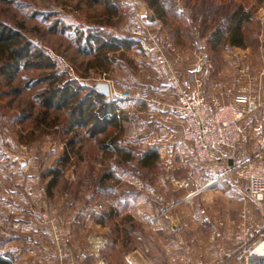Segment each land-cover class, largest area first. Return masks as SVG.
Returning a JSON list of instances; mask_svg holds the SVG:
<instances>
[{"label": "rangeland", "instance_id": "1", "mask_svg": "<svg viewBox=\"0 0 264 264\" xmlns=\"http://www.w3.org/2000/svg\"><path fill=\"white\" fill-rule=\"evenodd\" d=\"M120 1L119 13L112 17L107 14V9L102 4H89L87 0H0V22L22 30L35 44L47 49L58 61L61 70L67 71L73 79H78L86 85L92 82L110 84L112 81L115 82L118 90L131 92L127 88L130 80L128 71L133 72L132 75H137V79L141 80H143L142 75L146 78L149 75L144 59L134 58V49L127 51L123 57L118 52L116 56L120 60L116 61L108 72L90 68L89 62L93 59V55H88L84 51L87 49L85 41L78 40L81 30L85 31L86 35L91 30L100 29L121 37H135L145 47H153L157 53H162L166 62L170 63L167 68L171 73L189 62H197L200 56L198 51L206 43L203 38L206 17L203 15L205 6L202 1L204 0H161L162 4L165 3L163 5L166 10V22L158 18L159 22L155 25H149L141 19L135 0ZM144 1L149 5L147 0ZM212 1L216 14L219 7L228 3V0ZM212 1L206 0V3ZM234 1L245 4V7L255 14L254 22L248 24L250 37L247 46L252 49L263 46L264 42L262 43L260 37L264 34V0ZM211 22L206 21V23ZM261 60L259 57V61ZM136 66L138 71L135 69ZM255 72L262 74L261 70H255ZM38 75L39 72L25 69L10 82L0 73V250L2 249L4 253L9 251V246L5 244L9 243L10 236L22 237L17 225L12 221L9 223V211H11L9 202L11 201L15 204L21 203L22 209L24 207L31 209V214L38 219L42 209L56 208V215L58 218L59 215L61 216L62 225L66 224L70 229L72 223L73 228L71 227V243L56 249L58 254L56 253L55 261L53 257H49V260L38 263L31 260L28 251H24L22 261L14 264H65L61 257L69 258L71 254L76 257L82 252H88L89 258L78 264H98V261L102 259L106 264H124L121 258L125 251L133 246L131 244L126 246L124 243L117 245L113 242V239L118 238L120 231L111 224L105 228L106 230L92 228L86 213L91 207L100 208L99 204L107 199L114 201L116 195L121 196L128 190L139 191L138 187H145L147 190L143 197L147 206L174 205V208L178 207V209L189 208L191 217L187 215V219L191 220L190 222L193 216L196 218L197 212L201 214L202 209L198 202L201 193L190 197L189 194L197 188V182L191 177V173H199L202 169L197 165L195 155H191V148L188 146L190 144L184 140H182V150L168 149L160 152V162L154 169H143L138 161L128 164L127 167L131 172L124 174L120 183H116L115 193L104 196L95 192L92 182L96 181L100 170L113 165L114 160L104 157V154L95 147L94 142L85 138L82 145L81 143L77 145L80 147V152L73 156L71 165L66 166L62 179L54 187L53 194L49 195L47 187L51 177L45 174L57 165L59 157L66 149L68 138L75 134H78V138L85 137L86 133L84 129H79L66 134L64 128H49L43 125L45 123L41 119L44 117L42 114L44 110L40 106L38 97L48 84L39 83ZM126 112L132 120L126 122L124 141L129 147L135 149L138 156L151 147L147 145L145 147L138 142L147 130L144 128L139 132L142 120L133 108L126 109ZM58 113L53 110L49 120ZM60 115H62L61 112ZM179 137L181 140L182 134ZM135 140L138 144H135ZM20 153L31 156L29 165L23 168L15 162L16 156ZM169 163H173L172 167ZM206 182L200 189L207 184ZM152 188L156 189L154 193ZM200 192L209 193L210 196H207V199L202 198L204 201H209V205H212L211 203L217 198L214 191ZM90 195H92L91 199ZM186 198L187 202L178 203ZM252 207L251 226L253 231H257L260 228L262 208L260 205ZM202 208L205 210L204 214H209L212 218L214 208L212 207L211 210L209 206ZM13 216L18 218L19 214H13ZM42 217L50 220V213L45 212ZM92 235L103 236L110 240L102 252H91ZM21 241L18 239L19 244L22 243ZM23 241L26 242L25 239ZM29 246L33 247L32 250L36 249V246L32 244ZM18 248L22 250L21 246ZM96 256L99 257L97 263L93 259Z\"/></svg>", "mask_w": 264, "mask_h": 264}, {"label": "crops", "instance_id": "2", "mask_svg": "<svg viewBox=\"0 0 264 264\" xmlns=\"http://www.w3.org/2000/svg\"><path fill=\"white\" fill-rule=\"evenodd\" d=\"M203 35L206 43L198 48L200 56L197 62H189L186 66L176 68L177 74L168 70L167 65L170 63L166 62L162 53L153 52L148 46L140 51L134 49V58L144 59L149 79L143 75V80L137 79V75H132L133 72L128 71L130 80L127 88L133 94V98L123 99V106L125 109L133 108L140 115L142 121L139 132L144 128L147 130L138 142L145 147L146 145L156 147L160 153L168 149L182 150L183 142L179 136L184 126V118L179 105L183 98L191 97L209 102L215 107L228 103L247 107L249 98L253 104H250L251 111L240 123L241 141L235 151H228L230 158L227 161L203 166L195 160L202 170L199 173H191V177L197 182V188L189 197L201 193L198 202L203 214L197 212L196 218L192 217V222L187 219L191 215L189 208L178 209L174 208V205L147 206L143 200L147 191L145 187H138L140 192L135 189L137 194L134 196L132 209L133 237L130 242L133 248L123 254L121 260L124 264H236L234 254L239 246L236 237L242 235L246 239H252L262 226L261 209L260 228L253 231L251 209L253 205L258 204L248 195L235 191L236 183L244 185L241 180L223 179L215 185L209 183L223 175L233 157L249 158L259 152L264 154V45L255 49L249 48L247 44L245 46L227 44L212 48L208 43L209 34ZM263 36L264 34L260 37L262 43ZM135 69L138 71L137 66ZM255 70H261L262 74H257ZM134 142L138 144L136 140ZM188 146L191 148V155L194 156L192 146ZM159 162L158 159L154 168ZM169 164L172 167L173 163ZM205 181L207 184L200 189ZM205 190L216 193L217 198L212 205L202 199L210 196L209 193L200 192ZM152 191L154 193L156 189L152 188ZM89 197L91 199L92 195ZM185 201H188L187 198L178 203L183 204ZM9 205L11 207L9 223L14 222L18 231L22 233V237L10 236L9 243L5 244L9 246L6 253L15 258L14 263L22 261L24 251H28L31 260L38 263L49 260V257H53L55 261L56 249L71 243L73 224H70V229L66 224V227L62 225V218L60 215L57 217L56 208L42 209L43 212L42 210L39 212L38 219L31 214V209L26 207L22 209L21 203L15 204L11 201ZM203 206H209V210L214 208L212 218L209 214H204ZM260 207H264V202ZM44 211L50 213V220L42 217ZM13 214H19V217L16 218ZM99 214L98 207H91L86 213L90 225L96 230L105 229L109 225V222L99 220ZM124 225L120 221L113 225L120 231L118 238L113 239L117 245L127 243L124 238ZM128 225L131 226L130 223ZM128 225L125 226L130 228ZM92 237L90 244L93 253L102 252L110 243V240L103 236ZM18 239L22 240L21 245ZM30 244L36 246V249L32 250ZM18 246H21L22 250ZM6 253L0 250V254ZM93 259L97 263L99 257ZM263 261L264 258L257 259L254 264H263Z\"/></svg>", "mask_w": 264, "mask_h": 264}, {"label": "trees", "instance_id": "3", "mask_svg": "<svg viewBox=\"0 0 264 264\" xmlns=\"http://www.w3.org/2000/svg\"><path fill=\"white\" fill-rule=\"evenodd\" d=\"M149 6L155 11L157 17L166 22L165 6L161 0H147ZM212 1V0H211ZM262 1V0H257ZM89 4H102L107 9V14L114 17L120 10V0H87ZM204 9L203 34H209V46L236 45L245 46L249 40L250 32L248 24H252L255 14L245 7L243 3L228 0L226 5L213 10V1H202ZM202 16V15H201ZM212 21L211 23H206ZM80 42L85 41L88 55H93L89 62L90 68L101 69L108 72L116 61L120 60L116 54L123 56L131 49L143 50L145 46L139 39L129 36H118L106 33L100 29L91 30L87 35L85 31H79ZM0 73L11 82L16 75L25 69L39 72V83L48 84L39 94L40 106L43 108L45 127L66 129V134L75 130L84 129L86 136L78 138V134L72 135L67 140L66 149L57 161V165L48 170L45 176H50L47 192L53 194L54 187L62 179L66 166L71 165L73 156L80 152L78 144L90 139L95 147L104 154V157L113 159V165L103 167L99 176L92 182L95 192L108 196L116 192V183H120L124 174L129 173L127 165L138 161L144 169H152L159 159V151L156 147L142 151L138 156L133 147L125 144L124 134L126 122L132 120L123 106V99L111 101L97 89L82 84L78 79H73L67 71L60 69L58 61L41 45L35 44L26 34L9 24L0 22ZM59 112L52 120L51 112ZM60 112L62 115H60ZM47 118V119H46ZM52 121V122H51ZM86 139V140H87ZM80 145V146H81ZM135 189L126 191L123 195L99 204L101 222H109L114 225L120 222L131 226L124 227L123 232L129 246L133 221L132 209L134 207ZM89 200V198H88ZM80 214L82 212L80 211ZM130 240V241H128ZM130 249V247H129ZM14 256L6 253L0 254V264H14Z\"/></svg>", "mask_w": 264, "mask_h": 264}, {"label": "built area", "instance_id": "4", "mask_svg": "<svg viewBox=\"0 0 264 264\" xmlns=\"http://www.w3.org/2000/svg\"><path fill=\"white\" fill-rule=\"evenodd\" d=\"M153 52H156L155 48ZM115 82L110 81L111 101L132 99L131 92L120 91ZM247 107H238L233 103L215 107L209 102L185 97L180 102L183 112L184 126L182 140L188 142L193 149L195 158L200 165L209 166L227 161L228 151H235L242 138L240 123L251 111L253 104L247 98ZM223 179H239L244 185L236 183V192L248 195L258 205L264 202V154L259 152L249 158H232L223 175L211 181L216 184ZM238 249L234 254L236 264H254L255 260L264 258V207H262V226L252 239L242 235L236 237ZM259 248H262L260 251ZM63 256V255H62ZM89 258L88 252L61 257L65 264H78ZM98 264H106L105 260Z\"/></svg>", "mask_w": 264, "mask_h": 264}, {"label": "water", "instance_id": "5", "mask_svg": "<svg viewBox=\"0 0 264 264\" xmlns=\"http://www.w3.org/2000/svg\"><path fill=\"white\" fill-rule=\"evenodd\" d=\"M138 10H139V15L141 19L149 24V25H155L159 22V19L156 15V13L151 9V7L145 2L144 0H135ZM89 86L97 89L100 91L102 94L106 96L108 100L111 99V87L108 82H95V83H88ZM16 160L20 163L21 167H26L29 165L31 156L29 155H23L20 153L19 155L16 156ZM232 163V159L230 160V164Z\"/></svg>", "mask_w": 264, "mask_h": 264}, {"label": "bare ground", "instance_id": "6", "mask_svg": "<svg viewBox=\"0 0 264 264\" xmlns=\"http://www.w3.org/2000/svg\"><path fill=\"white\" fill-rule=\"evenodd\" d=\"M262 248H259L258 250L260 251Z\"/></svg>", "mask_w": 264, "mask_h": 264}]
</instances>
